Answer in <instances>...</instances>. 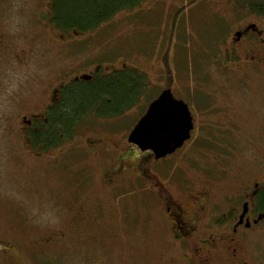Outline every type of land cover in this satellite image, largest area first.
I'll list each match as a JSON object with an SVG mask.
<instances>
[{
  "label": "flooded vegetation",
  "instance_id": "1",
  "mask_svg": "<svg viewBox=\"0 0 264 264\" xmlns=\"http://www.w3.org/2000/svg\"><path fill=\"white\" fill-rule=\"evenodd\" d=\"M65 1L0 0V10L29 5L47 11L38 19V23L30 20L8 23V19L0 18V101H9L12 106L14 101H33L27 106H20L22 111L19 114L12 112L15 108L12 106L0 114V132L6 135L15 133L23 143L19 153L35 162H43L48 161L52 154L63 155L79 123L92 118L98 121L99 126L90 136H84L83 148L87 158L95 160L99 191L125 189L123 182L132 178L138 181V192L149 198L151 208L157 210L159 207L162 210L159 240L164 242V247L155 249L153 264H264V162L259 164L258 159L252 158L254 171L233 179L230 186L224 184L225 179H218L216 183L210 180L193 187L184 196L176 197L170 187L149 173L150 167L145 163L146 154L132 155L130 145L137 147L127 142L128 134L123 142L107 137L112 135L110 125L123 113L113 116L109 112L99 111L97 104L83 117L79 115L75 118L69 135L57 131V141L49 138L48 125L54 109L62 101H82L79 93L84 88L93 89L121 75L125 81L136 80L138 99L144 97L146 92V73L141 67L131 66L127 58L120 65H114L96 56L98 53L107 56L99 49L81 51L79 48L82 41L96 37L98 29L108 25L116 15L122 14L127 20L135 6H143L142 3L148 0H140L132 8L127 4L122 5L95 28L86 30L65 28L63 22L52 17L51 11L58 5L64 6ZM184 6H176L173 14L188 27V40L195 41L198 36L204 38L205 56L202 53V57H205L206 69L211 67L223 74H233L235 79H239L236 88H241V84L247 85L245 79H260L264 83V0H187ZM215 22L220 24L217 26ZM23 26H28L30 31L20 33ZM176 32L174 29L171 37L177 35ZM208 37L213 44L209 43ZM162 64L164 66L160 73L154 77L162 84L161 88L150 101H137L143 107L137 121L162 91L170 90L178 98L173 90L176 73L169 61ZM190 91L193 92V88L190 87ZM83 101L111 100L99 96ZM184 102L189 109L193 128L190 138L175 153L197 138L208 139L210 136L226 138L220 145L221 149L213 141L215 146L209 148L213 152H241L242 148H248L250 153L264 152V125L259 126L260 132H253L242 129L235 121L205 120L207 117L232 120L228 101L224 104L215 101L196 103L186 98ZM196 114L204 115L200 122H197ZM260 116L264 118L262 114ZM7 118L11 120L8 125ZM12 122H16V126ZM242 136L250 139L242 140ZM55 148L59 152L54 151ZM148 152L152 154L150 151L143 153ZM242 173L244 171L237 176ZM79 182L85 183L84 180ZM123 197H118L116 203L119 204L118 200ZM92 217L78 212L66 230L70 229L69 232L79 239L91 228L89 224H93V220L89 222V219ZM108 219L116 221L112 215ZM107 221L104 218L103 222ZM92 227L94 229V225ZM46 243V238H40L33 243V247H44ZM24 249L29 248L20 242L0 237V256L17 261L18 257L22 259Z\"/></svg>",
  "mask_w": 264,
  "mask_h": 264
},
{
  "label": "rangeland",
  "instance_id": "2",
  "mask_svg": "<svg viewBox=\"0 0 264 264\" xmlns=\"http://www.w3.org/2000/svg\"><path fill=\"white\" fill-rule=\"evenodd\" d=\"M186 1L143 2V6L137 5L129 12L127 20L122 14L116 15L108 25L98 29L96 37L82 41L79 49H99L107 56L95 53L96 56L114 65H120L127 58L131 66L141 67L147 82L145 96L139 99L137 96L136 101L141 103L150 101L161 88L162 84L154 77L160 73L162 62L169 61L176 73L175 96L189 98L196 103L215 101L224 104L228 101L231 105L232 120L224 117H207L205 120L235 121L242 129L260 132L259 126L264 125V118L260 116H264V83L260 79H245L247 85L241 84V88H236L239 79H235L233 74L205 68L206 60L202 57V53L205 56L204 38L198 36L195 41L188 40V27L173 14L175 7L184 6ZM77 3L70 0L69 4L76 9ZM46 12L29 5H19L0 10V18L8 19V23H19L20 20L38 23ZM215 24L218 26L220 23ZM174 29L177 35L171 37ZM29 31L28 26L19 30L20 33ZM208 41L213 44L210 37ZM32 103L14 101L12 106L9 101H0V114L11 106L16 108L12 112L19 114L22 111L20 106ZM142 108L136 102L126 113L123 112V116L110 125L112 135L107 134L111 135L107 137L123 142ZM202 115L196 114L197 122ZM10 122L7 118L6 125ZM12 123L16 126V122ZM98 126V121L92 118L82 120L72 141L67 143L64 154H52L48 161L43 162H35L19 153L23 143L15 133L6 135L0 132V237L29 248L23 250L22 259L18 257L17 261L0 256V264H153L155 249L164 247V242L159 240L162 210L151 208L149 198L138 192V181L132 178L123 182L125 189L99 191L95 160L87 158L83 148L85 137L90 136ZM225 139L212 136L197 138L166 158L149 161L148 171L170 187L176 197L184 196L193 187L210 180L216 183L218 179H225L224 184L230 186L233 179L254 171L252 158L262 164L264 152L250 153L248 148H242L241 152L217 153L209 149L215 146L213 141L221 149ZM241 139L247 141L250 138L242 136ZM231 146L234 149V145ZM129 148L135 157L142 154L133 145ZM54 151L59 152L58 148ZM240 171L244 173L237 176ZM80 180L85 183H80ZM122 195L125 197L120 198L117 204L116 199ZM78 212L93 216L89 219V222L93 220V224H89L91 228L79 239L69 232L70 229L66 230ZM111 215L116 221H107ZM104 218L107 223L103 222ZM40 238H46L47 243L44 247L34 248L33 243Z\"/></svg>",
  "mask_w": 264,
  "mask_h": 264
},
{
  "label": "trees",
  "instance_id": "3",
  "mask_svg": "<svg viewBox=\"0 0 264 264\" xmlns=\"http://www.w3.org/2000/svg\"><path fill=\"white\" fill-rule=\"evenodd\" d=\"M59 1V0H57ZM78 2L76 9L71 8L70 0H66L64 6L58 5L53 9L52 17L63 22L65 28L76 27L81 30L95 28L98 23L103 21L109 15L114 13L118 7L128 5L129 8L139 4L140 0H76ZM58 4V3H57ZM73 9V10H72ZM100 85L82 89L79 97L82 101H62L53 111L51 121L48 125V135L50 139L57 141L56 133L61 131L64 135H69L75 118L87 113L99 104V111L109 112L113 116L121 115L128 107L137 101V83L136 80H127L121 78V75L105 81ZM90 88V89H88ZM107 97L111 101H83L90 97ZM74 97H72V100ZM40 134H38L39 136ZM37 136V137H38ZM52 142H50L51 144ZM145 156V163L152 162V154L142 153ZM152 158V160L150 159ZM175 178V175H173Z\"/></svg>",
  "mask_w": 264,
  "mask_h": 264
},
{
  "label": "water",
  "instance_id": "4",
  "mask_svg": "<svg viewBox=\"0 0 264 264\" xmlns=\"http://www.w3.org/2000/svg\"><path fill=\"white\" fill-rule=\"evenodd\" d=\"M192 118L183 99L164 90L152 100L145 114L135 123L127 141L140 151H151L154 159L175 152L190 138Z\"/></svg>",
  "mask_w": 264,
  "mask_h": 264
}]
</instances>
